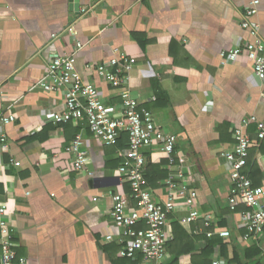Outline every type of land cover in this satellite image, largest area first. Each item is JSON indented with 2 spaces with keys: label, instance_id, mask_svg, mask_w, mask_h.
Returning <instances> with one entry per match:
<instances>
[{
  "label": "crops",
  "instance_id": "obj_1",
  "mask_svg": "<svg viewBox=\"0 0 264 264\" xmlns=\"http://www.w3.org/2000/svg\"><path fill=\"white\" fill-rule=\"evenodd\" d=\"M254 1L0 0V111L15 117L0 130L8 143L4 149L0 141V201L7 206L19 258L27 264H151L141 255L130 260L120 255L121 232L111 216L113 195H130L119 172L120 152L128 142L107 146L86 122H52L64 108V92L47 93L36 86L55 58L76 52L81 43L77 68L115 116L122 100L95 66L112 59L115 50L136 60L128 80L131 93L141 97L157 127L177 137V166L199 194V211L214 217L213 229L231 233L223 239L228 258L218 246L210 261L232 264L234 252L259 248L264 264V235L244 241L239 215L247 208H229L231 182L221 156L233 149L234 130L244 120L255 116L264 123V87L252 62L241 55L233 64H222L224 52L254 41L242 27ZM258 1L253 22L264 40V0ZM71 4H78L79 11ZM247 133L259 142L256 124ZM78 135L89 158L80 172L66 151ZM143 153L149 188L156 201L164 202L171 175L168 156L159 146ZM250 158L264 173V141L250 150ZM259 186L264 187V177ZM180 219L181 214L170 217L173 235L178 223L207 238L201 222L184 226ZM197 228L203 233L194 234ZM206 247V240L199 239L195 255ZM2 254L0 246V264ZM173 257L168 252L162 264ZM179 262L193 264L189 255Z\"/></svg>",
  "mask_w": 264,
  "mask_h": 264
},
{
  "label": "built area",
  "instance_id": "obj_2",
  "mask_svg": "<svg viewBox=\"0 0 264 264\" xmlns=\"http://www.w3.org/2000/svg\"><path fill=\"white\" fill-rule=\"evenodd\" d=\"M259 4L258 0L254 1V6L245 12L242 23V27L250 31L254 41L224 52L222 64H233L241 55H246L252 62L255 78L264 87V40L259 35V27L253 22ZM82 48L83 45L77 43L76 52L55 58L36 86L47 93L64 92V108L62 112L53 114L52 122H86L91 134L107 146H117L121 136L127 134L128 148L120 152L123 161L119 172L129 184L130 195L114 194L111 212L115 226L121 232L120 255L129 259L141 255L144 262L151 264L165 262L168 247L174 240L170 217L178 214H181L180 223L184 226L201 222L203 228L207 229L205 235L208 239L215 236L229 239L231 233L228 230L213 229L214 217L199 211V194L189 186L185 172L177 166V137L157 127L151 112L142 107L141 97L131 93L128 80L136 60L115 50L112 59L95 66L98 76L118 90L122 110L119 116H115L104 102L100 91L93 84L84 82L77 68V52ZM14 122L13 115L0 111V130ZM251 124L257 125L259 142H254L247 133ZM0 141L4 149H7L5 133L0 135ZM263 141L264 123L253 116L234 130L233 149L221 155L228 166L231 182L229 208L233 212H237L241 206L247 208L239 216L245 230L243 240L248 242L264 235V187L254 186L244 172L250 150ZM152 146H159L168 156L171 175L167 181L168 195L164 202L154 199L146 178V157L143 151ZM66 151L74 157V170L83 171L89 163L83 137L76 136ZM14 164L20 165L19 162ZM14 233L8 220L7 206L0 201V246L3 251L1 264H27L26 259L18 257L14 248ZM201 233V228L194 231L196 235ZM107 240L112 242L113 237L108 236ZM210 264H221V261L216 258Z\"/></svg>",
  "mask_w": 264,
  "mask_h": 264
},
{
  "label": "trees",
  "instance_id": "obj_3",
  "mask_svg": "<svg viewBox=\"0 0 264 264\" xmlns=\"http://www.w3.org/2000/svg\"><path fill=\"white\" fill-rule=\"evenodd\" d=\"M127 142V134H123L119 140V143L120 145L122 143L123 146L126 145ZM126 147L128 148V146ZM244 172L252 180L254 186L261 185V180L264 177V173L259 172V164H257L256 161L252 162L251 158L248 159L247 166ZM191 232V230H187L178 223H175V238L168 247V252H170L171 255L174 256L170 264H180V258L187 255L192 257L193 264H210V258L211 256H213L214 250L218 246L221 255L225 258H228V244L225 243L223 239L219 237H214L212 239H208L205 236L198 237L194 236ZM199 239L206 240L207 247L201 252L200 255H195L197 250V242L199 241ZM124 259L130 260L129 258ZM260 259L261 250L259 248H245L243 249V254L239 252H234L233 259L230 261V263L252 264L253 262H255V264H263Z\"/></svg>",
  "mask_w": 264,
  "mask_h": 264
},
{
  "label": "water",
  "instance_id": "obj_4",
  "mask_svg": "<svg viewBox=\"0 0 264 264\" xmlns=\"http://www.w3.org/2000/svg\"><path fill=\"white\" fill-rule=\"evenodd\" d=\"M71 1H72V0H71ZM76 2H77V0H76ZM71 7L74 8V10H75L76 12L79 11V5H78V4H75V6H74L73 4H71Z\"/></svg>",
  "mask_w": 264,
  "mask_h": 264
}]
</instances>
